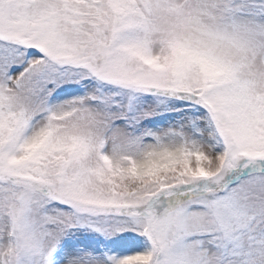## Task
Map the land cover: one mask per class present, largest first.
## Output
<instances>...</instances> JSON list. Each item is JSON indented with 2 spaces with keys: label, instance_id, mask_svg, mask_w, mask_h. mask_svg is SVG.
I'll return each instance as SVG.
<instances>
[{
  "label": "snow or ice",
  "instance_id": "snow-or-ice-1",
  "mask_svg": "<svg viewBox=\"0 0 264 264\" xmlns=\"http://www.w3.org/2000/svg\"><path fill=\"white\" fill-rule=\"evenodd\" d=\"M0 264H264V0H0Z\"/></svg>",
  "mask_w": 264,
  "mask_h": 264
}]
</instances>
